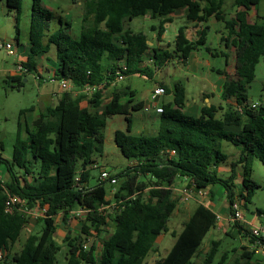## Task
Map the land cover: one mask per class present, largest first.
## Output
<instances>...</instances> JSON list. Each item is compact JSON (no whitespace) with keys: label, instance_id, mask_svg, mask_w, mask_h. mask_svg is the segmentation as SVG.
<instances>
[{"label":"trees","instance_id":"trees-1","mask_svg":"<svg viewBox=\"0 0 264 264\" xmlns=\"http://www.w3.org/2000/svg\"><path fill=\"white\" fill-rule=\"evenodd\" d=\"M259 2L235 0L238 10L233 17H227L224 0H85V25L79 38H74L67 31L71 24L61 18V26L52 30V12L40 0H33L30 52L22 62L31 72L39 73L40 58L55 46L57 69L53 77L58 82L70 81L72 89L64 92L57 104L41 109L31 127L26 124V137L22 136L19 123L11 158L3 157L0 141V164L5 165L8 173L6 180L0 178V250H10L30 217L17 209L6 210L8 193L25 200L29 209L47 208L45 216L37 217V222L43 224L40 233H30L20 251L8 253L5 264H55L60 249L55 239V217L60 211L69 212L78 206L88 210L83 233L91 235L90 230L94 229L101 236L109 221L113 232L102 239L98 258L94 245L85 250L78 243V236H67L64 242L69 246L68 264H143L154 249L157 237L169 230L167 223L179 205L174 189L178 178H187L188 186L195 191L223 185L230 213L236 199L247 207L261 187L253 178L254 161L260 160L264 165V102L252 107L248 93L257 66L264 58V23L248 19L249 8ZM6 4L15 10V38L19 44L18 23L23 0H6ZM183 7L187 9L188 22L207 23L215 16L225 23L228 35L222 40L226 45L235 46L236 65L233 75L226 74L222 98H234L235 106L205 104L199 117L188 115L184 113L188 102L186 89L178 82L172 89L173 101L162 105L157 134L137 135L131 133V113L143 104L133 103L135 93L128 86L123 90L112 89L108 101L98 92L88 99V106L83 104L86 97L77 94L78 91L88 84L102 83L106 89L116 85L122 63L127 67L123 71L125 77L153 78L155 70L169 59L186 61L192 50L204 45L208 26L198 31L196 41H190L186 36L187 25H181L175 47L169 51L152 48L145 33L134 32L127 25L138 16L166 19ZM88 20L92 23L87 26ZM165 22L169 20L153 26L158 39L165 31ZM151 48L153 67L145 64L143 58ZM23 76L9 77L17 83L13 87L23 86ZM165 90L170 91L168 87ZM239 106L242 111L238 110ZM220 109L224 112L218 116ZM21 113L25 114L24 110ZM114 114L126 116L127 131L116 130L114 138L122 154L132 162L114 175L120 179L116 195L136 197L126 200L119 213L104 215L101 208L111 199V191L106 187L109 180L96 178L92 185L95 178L92 169L96 168L93 166L97 163L96 156L104 152L107 118ZM227 125H237L240 130H227ZM224 141L241 147L239 157L231 163L228 178L218 174V166L228 158L222 147ZM238 166L242 167L239 191L234 183ZM217 221V214L211 208L198 203L175 235L167 255L154 264H264V257L247 246H241L240 253L236 247L220 253L221 241L213 239L209 248L203 250L204 238L216 227ZM234 225L239 232L245 231L251 236L250 230H245L240 223Z\"/></svg>","mask_w":264,"mask_h":264},{"label":"rangeland","instance_id":"rangeland-1","mask_svg":"<svg viewBox=\"0 0 264 264\" xmlns=\"http://www.w3.org/2000/svg\"><path fill=\"white\" fill-rule=\"evenodd\" d=\"M80 1L83 4H79ZM233 2L234 0H224V11L227 12L228 15H230V13L233 11ZM40 3L44 8L46 7L49 9L53 14L50 25L51 29H56L59 26V18H62L64 22L66 20H70L72 24V30L67 29V31L74 38H79L82 31V25H85L81 16L82 11L85 12V0H40ZM32 4L33 0H23L21 18L18 23L21 32L20 42L22 45H27L29 43V27ZM255 11H258L261 15L260 22L264 23V0H260V2L251 10V13H254ZM91 23L92 20H88L86 25L88 26ZM181 23L182 22H179L178 24L181 25ZM127 25L134 32H144L148 35H154L156 31L153 30V26H158L159 22L157 19L151 18V16L147 15L138 16L133 20L128 21ZM168 32H174V30H170ZM15 37V10L7 6L6 0H0V39L13 40L15 42ZM201 51L203 52L204 58H207L210 64L215 66L221 65V60H223L221 57H213L203 47ZM42 57L44 58L46 64V69L44 68V70H39L41 72L39 73L43 76V81L36 79L34 73H29L22 77L23 86L17 88L13 87V85H16L17 83L9 78L14 74V64L16 62V58L14 55H6L4 51H0V141L3 146V149L1 150L2 155L5 158H11L12 156L19 123L22 124V136H27L26 124L29 127H31L32 124V121L30 122V120H28L29 118H27V112L33 108V114L35 117H37L41 109L46 106H51L56 102L54 95L56 94V91L59 90V82L53 77L55 70L57 69L56 47L52 46L50 51L44 53ZM172 66L173 65H171V67L165 66L167 67L165 72L169 70V68L175 69ZM203 67L206 69L205 66L199 67L201 72L203 71ZM205 75H208V73ZM213 76L216 77V74L214 73ZM158 79L161 78L160 76L157 77V75H154L153 78L140 75H131L124 81V84H130L134 88V101L142 100L144 103H147L151 100L154 102L152 94L156 83L155 80ZM263 83L264 58L257 66L256 77L254 81L248 86L249 97L251 101L256 104H260L264 101ZM170 99L172 100V95H166L162 97V101L165 102L169 101ZM22 110H24L25 114L21 113ZM153 115L154 112L149 106L132 111L131 133L137 135H148L155 133L152 132V125L149 123L150 117ZM127 127L128 122L124 114H114L107 118L105 127L106 139L104 144V152L102 155L96 156V162L99 164V167L92 169V173L94 174L95 178L100 177L102 168L108 170L114 176L120 174L128 165L132 164V162L122 154L120 148L116 145L114 138L116 130L120 129L127 131ZM145 127H149L151 130L146 129ZM231 145L232 143L230 142L228 147L223 145V150L225 153H231L232 149L229 148ZM232 148H235V146L232 145ZM253 178L261 185V187L256 190L251 202L247 204L246 208L241 206L243 218L246 221L245 227L247 229H251L253 226L252 224H249L250 221L254 223L264 221V165L260 160L254 161ZM119 182L120 179L118 178V183ZM118 183L112 185L109 181H107L106 187L111 192L118 191ZM180 185L181 180L178 178L176 180V186L178 189L174 188L175 192L178 194L185 188V185H188V183L182 184L181 187H178ZM216 186L221 188L220 190L225 189L224 186H220V184L211 186L212 190H214V192L217 194V197L213 200V204L215 205L214 209L217 211V213H224L228 206V198L224 193L218 195ZM144 192L147 193L148 189H146ZM178 196L179 198L181 197L180 195ZM204 198H211L208 190L206 195L198 196L196 198L192 197L187 201H179V209L173 213L167 223L169 230L157 237L154 249L147 255L143 264H154L157 259L167 255L168 251L171 249L176 240L175 235L182 230L184 223L188 220L189 214L199 203L198 201L203 200ZM259 211H262V213H259ZM229 217L233 224L230 222L220 221V225L223 226H221V229H218L217 225L219 223L217 221L216 227H213L204 238L203 244L201 246L203 250L209 248L213 239L221 241L219 251L220 253L226 250H233L235 247L238 248V252L240 253L243 250L241 246L249 247L248 243H242L238 234V228L234 225L235 222L242 224L243 219H233L230 212ZM42 227L43 224L39 223L32 233H40ZM30 230L31 229L29 228L22 231L19 238L20 240H18L16 244L13 245L9 254H13L22 248ZM112 232L113 225L109 221V224L103 229L101 236H98L96 231L93 229V232L91 231V235H87L82 232V241L87 243L88 249H90L92 245L95 246L94 253L98 258L101 253L102 239L109 237ZM58 239L60 240L57 241L60 244V249L57 253V260L55 264H68L67 254L69 252V246L65 242H61L62 238L60 236H58Z\"/></svg>","mask_w":264,"mask_h":264},{"label":"crops","instance_id":"crops-1","mask_svg":"<svg viewBox=\"0 0 264 264\" xmlns=\"http://www.w3.org/2000/svg\"><path fill=\"white\" fill-rule=\"evenodd\" d=\"M79 4H83V3L80 1ZM233 7H234L233 11L230 13V15H228L227 12L224 11L227 17H233L235 15V12L238 10V7L234 5V2H233ZM254 7L255 6H251L249 8L248 19L250 20V22H256V21L260 22L261 15L259 14V12L255 11L254 13H251V10ZM223 10H224V4H223ZM186 11H187L186 7L179 8L176 11H174L172 14H170L168 18L166 19L159 18V17L154 18L151 16V18L157 19V21L159 22V25L165 20L167 19L169 20V22H165V31L161 39H158L156 32L154 35H148L145 33L149 39V45L152 46V48L159 47V48L167 49L171 51L175 47L174 42H175V39L178 33V28L181 25H187L188 28L186 30V36L190 41H196L199 38L200 32L198 31L202 30L204 26H208V31L206 32V43L202 46H199L197 49L192 50L189 54V57L186 59V61H183L182 59H179V58H172V59H169L163 67L155 70L154 75H157V77L160 76L161 79L155 80L156 83H155L153 94H152L154 102H152L151 100L148 101L147 103H144V101L142 100L134 101V97H133V103L141 102L143 104L142 108L149 106L150 108H152L154 112V115L150 117L149 123L152 125V132H155V133H151L148 135L157 134L158 129H159L160 113L156 111V108L159 106H162L163 104H167L173 101L174 95H173L172 89L175 86V84L178 82L183 84L186 89L188 102H187L186 107L184 108V113L188 115L199 117L201 115L202 108L205 104L207 105L221 104L223 107H227L228 104H231L233 106L236 105V101L234 98L227 99V100H224L222 98V89H223L224 82L226 80V74L233 75L235 73V65H236L235 46L232 45V43H229L228 45H226L224 41L222 40L224 36L228 35V31L225 28V23L221 20H217L215 16H211L208 19L207 23L200 22L199 24H197L196 22H188L186 20ZM81 16L83 19L84 11H82ZM61 19L59 18V23ZM66 22H69L71 24L70 20H66ZM179 22H182L181 25L178 24ZM50 25H51V22H50ZM60 26H61V23L59 24L57 28H59ZM83 26L84 25H82V29H83ZM154 26L157 27L156 25ZM69 30H72V24ZM170 30L172 31L174 30V32H168ZM202 47L206 49L207 52L210 53V55H212L213 57H221L223 59L221 60L222 61L220 63L221 65L215 66V65L210 64L209 60L207 58H204L203 56V52L201 51ZM152 48L146 51L143 57L145 64L149 65L150 67H153L152 64H153V58H154V52ZM29 52H30V42L27 45H22L20 42L18 45V59L26 60V58H28ZM38 64L40 65L39 70H44V68L46 69V64H45L43 57L40 58ZM171 65H173L172 67L175 69L169 68V70L165 72V69L167 68L165 66L171 67ZM200 66H205L206 69H204L203 67V71L201 72V69H199ZM14 67H15V64H14ZM40 73H39L40 75L39 80L43 81V76ZM206 73H208V75H205ZM214 73L216 74V77L213 76ZM127 78L128 77H125L122 81L116 82L115 83L116 85H112L106 89L105 93H103L104 94L103 98L105 99V101L108 98H110L111 90L114 89L115 87L119 88L120 90H123L128 86L135 93L134 88L130 84H124V81ZM159 85L164 86L165 88L168 87L170 91H166V93L162 95H156L158 96V99L156 100L154 91H155V88ZM59 92H60V83H59V90L56 91V94L54 93L56 102L53 103V105L57 104L59 101V98L61 97V94ZM166 95H172V100L170 99L167 102L162 101V97ZM88 99L90 98L86 97L83 100V104L86 106L89 105ZM223 112L224 110L220 109L217 115L220 116ZM27 114H28L27 118H29L28 120H30V122L31 121L33 122V120L36 118L35 115L33 114V109L28 111ZM145 128L151 130L149 127H145ZM226 129L233 131V132H238L240 130V127L237 125H227ZM223 145L224 146L226 145V147H228L229 142L224 141L222 144V147ZM232 145L229 146V148L232 149L231 153L230 154L226 153L228 156L227 160L218 166V174L223 178H228L230 176L232 172L231 163L234 160H236L241 153V147L234 145L235 148H232ZM236 171H237V174H236V179L234 183H235L236 190L239 191L241 188V182H242V167L238 166ZM0 178L2 180H6L8 178V173L6 171V167L4 164H0ZM180 180H181V185L178 187H181L182 184L188 183L187 178H180ZM174 187L177 188L176 183ZM220 189L221 188H218V187L216 188L218 195H220L221 193L226 194L225 189L224 190H220ZM208 190H209V194L211 198L209 199L204 198L203 200H200L198 202L205 204L207 207L211 208L217 214L218 223H219L217 225V228L221 229V226L223 225H220V221L232 223L229 217V210H228L229 202H228L227 208L225 209L226 211H224V213H217V211L214 209L215 205L213 204L214 202L213 200L217 197V194L216 192H214V190H212V187L208 188ZM178 207L176 211L179 209ZM80 208L81 206H78L75 209L71 210V212L60 211L56 215L55 217L56 224H57V231L55 234L56 241L59 240L58 236L62 238L61 242H64V239L67 236L71 235V236L79 237L78 239L79 244H81V242H84L82 241L83 238L81 236L82 226H83V220L85 219L88 211L83 210L80 216H77V215H74L72 217L70 216L71 213L78 211ZM191 213L189 214V216L191 215ZM37 217L38 216H35V215L29 217L25 229L30 228L31 230L27 234V237L29 236L30 233L34 231V229L39 224L37 222ZM245 223L246 221L243 218L241 225H243L245 230L249 231L250 228L247 229L245 227ZM258 223L260 224L262 223V221L257 222V223L250 221L249 224H252L254 226V225H258ZM91 231L93 232V229H91L90 232ZM238 234L241 238L242 243H245V244L248 243L249 247L248 246L247 247L250 249V245L252 243L251 236L247 234L245 231L239 232ZM13 245L10 246V250L8 251V253L11 252V248L13 247ZM259 255L264 257L263 253H260ZM2 264H5V263L3 262Z\"/></svg>","mask_w":264,"mask_h":264},{"label":"built area","instance_id":"built-area-1","mask_svg":"<svg viewBox=\"0 0 264 264\" xmlns=\"http://www.w3.org/2000/svg\"><path fill=\"white\" fill-rule=\"evenodd\" d=\"M18 42L17 41H13V40H6V39H0V51H4L6 55H14L16 58V62H15V67H14V74L15 75H26L29 73H33L31 72L28 67L24 66L23 64V60H19L18 59ZM127 69L126 64L122 63L121 64V68L120 71L118 72V77L116 79V82L118 81H122L125 78V75L123 73V71H125ZM35 74V78L36 79H40V75L39 73H34ZM60 94L62 95L64 92L69 91L72 89V84L70 81L63 79L60 82ZM106 88L104 84H88L86 86H84L83 88H81L80 91H78L77 94L83 95L85 97L88 98H92L94 97V95L98 92H102L105 93ZM166 90L164 86H157L155 88L154 91V95H162L165 94ZM252 107H256L257 104L252 102L251 104ZM239 111H242L243 108L242 106L238 107ZM156 111L158 113H162L163 112V106H159L156 108ZM94 167H99V164L96 163L93 165ZM100 180H109V182L112 185H115L118 183V178L114 177L108 170L102 168L101 169V173H100ZM77 180H79V176L77 177ZM185 188L183 190L180 191V193L177 194L180 195L181 197L179 198V201H187L192 197H198V196H203L207 194V190L206 189H200L198 191H195L193 187H189L188 185L184 186ZM178 189V188H177ZM176 189V190H177ZM117 191H113L111 192V199L109 201H107V203H105L101 210L103 211L104 215H110V214H115V213H119L123 208H124V204L125 201L130 199V198H135L136 195H132V196H128V197H118L116 195ZM243 202L240 199H236L232 205H231V217L235 220H242L243 219V213H242V206ZM14 209H17L19 211L24 212L26 215L29 216H45L46 215V211L47 208H35V209H29L27 206V203L25 200L20 199L18 196L16 195H11L8 193V197L6 200V210L8 212H12ZM88 211L86 208L81 207L78 211L73 212L70 214V216H80L82 211ZM71 212V211H69ZM251 238L253 239V242L251 243V250H254L256 253H263L264 254V222L258 224V225H254L251 229ZM82 247L86 250L88 249V245L86 242H81ZM8 255V251L5 249H1L0 250V264H2L5 259L7 258Z\"/></svg>","mask_w":264,"mask_h":264},{"label":"water","instance_id":"water-1","mask_svg":"<svg viewBox=\"0 0 264 264\" xmlns=\"http://www.w3.org/2000/svg\"><path fill=\"white\" fill-rule=\"evenodd\" d=\"M155 99L157 100V99H158V96H156ZM252 102H253V101L250 100V101H249V104H252ZM95 183H96V178H93L91 184H92V185H95Z\"/></svg>","mask_w":264,"mask_h":264}]
</instances>
